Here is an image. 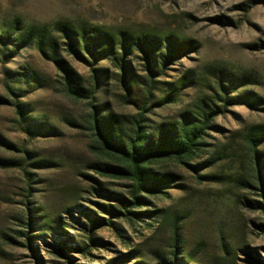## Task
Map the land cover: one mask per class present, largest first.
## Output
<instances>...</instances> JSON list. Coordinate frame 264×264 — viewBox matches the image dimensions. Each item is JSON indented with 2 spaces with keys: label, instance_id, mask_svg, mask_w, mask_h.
<instances>
[{
  "label": "rangeland",
  "instance_id": "1",
  "mask_svg": "<svg viewBox=\"0 0 264 264\" xmlns=\"http://www.w3.org/2000/svg\"><path fill=\"white\" fill-rule=\"evenodd\" d=\"M11 2L0 0V35L15 38L23 28L63 22L190 42L170 60L147 105L143 91L125 98L111 60L99 62L110 72L98 104L121 122L146 107L156 133L198 99L222 96L221 71L245 79L231 85L228 103L216 99L221 114L199 157L188 165L156 163L155 170L172 175L171 187L125 209L132 181L102 175L99 166L109 158L94 147L88 101L65 95L56 66L34 43L0 44V264H69L53 253L61 240L71 264H264V198L245 140L250 128L264 125V0H16L37 6L28 11L43 22H25L7 8ZM133 54L135 71L146 76L144 54ZM62 55L89 78L86 64ZM15 104L29 122L21 121ZM88 235L97 241L83 254L74 244L84 247Z\"/></svg>",
  "mask_w": 264,
  "mask_h": 264
},
{
  "label": "trees",
  "instance_id": "2",
  "mask_svg": "<svg viewBox=\"0 0 264 264\" xmlns=\"http://www.w3.org/2000/svg\"><path fill=\"white\" fill-rule=\"evenodd\" d=\"M6 38L9 40L7 41ZM9 43L18 47H26L34 43L41 55L56 66L65 95L74 100L88 101L90 107L88 123L94 137V147L109 158L99 166L102 175L132 181L131 201L126 202L122 198L125 209L131 206L142 207L147 202L143 196L162 193L164 189L171 187L172 175L155 170L156 163L177 160L188 165V161L199 157L204 151V141L208 131L216 127L214 117L221 114L219 110L221 108L216 99L222 97L228 103L231 85L245 79V77L221 71L219 84L222 96L212 95L198 99L191 109L182 112L178 120L161 124L160 129L155 133L148 125L146 107L140 108L142 111L138 116L125 118L122 122L119 116L102 112L97 93L110 70L99 66V62L111 60L115 79L120 88L126 92L125 98L130 99L133 92L143 91L148 99L144 105H147L151 102L153 89H158L155 84L159 83L158 78L164 75L163 71L168 69L170 60L180 58L184 53L183 50L190 46V42L180 40L176 36L133 35L125 31L112 34L97 26L85 25L77 28L68 23L59 22L52 29L23 28L15 38L1 34L0 44L8 48ZM134 49L144 54L142 63L146 71L144 77L135 71L129 60L132 55L137 57L133 54ZM62 51L86 64L90 69L89 78L82 76L62 55ZM32 78L35 79L33 76ZM181 88L179 84L174 90L175 93L169 96L172 102L177 100ZM240 97L238 96V99ZM250 98L242 96L241 99L249 103ZM15 106L21 121L29 122V115L24 107L21 104H15ZM45 124L46 122H42V125ZM25 125L28 129L37 127L36 124ZM245 140L252 156L255 178L262 192L260 195L264 198V151L261 148L264 146V125L250 128ZM262 209L264 210V206ZM127 211L128 214L131 213ZM142 214L147 215L148 212H142ZM134 215L138 214L134 213ZM101 220V225H106L105 220ZM95 227L97 226H92L91 233L95 232ZM27 237L29 238L30 235L27 234ZM87 241L84 247L74 244L75 249L83 254L90 253L91 247L95 246L97 240L94 236L88 235ZM66 245V241H59L58 250H54L53 253L70 258L69 264H71L73 257L64 252ZM258 264L263 263L259 260Z\"/></svg>",
  "mask_w": 264,
  "mask_h": 264
},
{
  "label": "clouds",
  "instance_id": "3",
  "mask_svg": "<svg viewBox=\"0 0 264 264\" xmlns=\"http://www.w3.org/2000/svg\"><path fill=\"white\" fill-rule=\"evenodd\" d=\"M34 7L37 6L32 4L17 3L16 0H12V2L7 5L8 9L14 10L17 14L25 18V22H31L33 19L42 21V18L38 14L29 13L28 10Z\"/></svg>",
  "mask_w": 264,
  "mask_h": 264
}]
</instances>
